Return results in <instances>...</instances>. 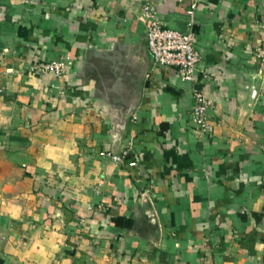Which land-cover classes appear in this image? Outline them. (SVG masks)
I'll use <instances>...</instances> for the list:
<instances>
[{
  "label": "crops",
  "instance_id": "obj_1",
  "mask_svg": "<svg viewBox=\"0 0 264 264\" xmlns=\"http://www.w3.org/2000/svg\"><path fill=\"white\" fill-rule=\"evenodd\" d=\"M194 3L196 84L143 21L186 32ZM259 48L264 0H0V264H264Z\"/></svg>",
  "mask_w": 264,
  "mask_h": 264
},
{
  "label": "built area",
  "instance_id": "obj_2",
  "mask_svg": "<svg viewBox=\"0 0 264 264\" xmlns=\"http://www.w3.org/2000/svg\"><path fill=\"white\" fill-rule=\"evenodd\" d=\"M198 4L194 3L188 10V31L182 32L165 27L157 19L156 11L150 6L144 7L143 21L148 22V48L153 62L157 66L175 68L180 78L189 83L198 82V66L201 55L197 48L196 33L194 32L195 16ZM257 57L264 71V48H259ZM30 72L36 76L54 75L62 77L66 72V61L36 60L30 67ZM195 106L192 113L193 122L200 135H209L211 126L208 121V111L212 101L201 90L194 91ZM104 155L113 159L115 163H122L124 155L106 152Z\"/></svg>",
  "mask_w": 264,
  "mask_h": 264
}]
</instances>
